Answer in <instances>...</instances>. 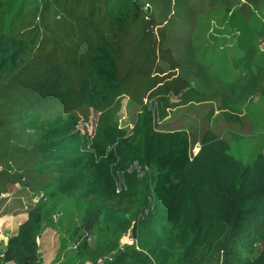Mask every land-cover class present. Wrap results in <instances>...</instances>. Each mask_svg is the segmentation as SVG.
<instances>
[{
	"label": "trees",
	"instance_id": "trees-1",
	"mask_svg": "<svg viewBox=\"0 0 264 264\" xmlns=\"http://www.w3.org/2000/svg\"><path fill=\"white\" fill-rule=\"evenodd\" d=\"M262 39L264 0H0V192L38 196L0 259L43 264L53 229L61 264H264ZM171 95L217 103L194 155L184 115L152 127Z\"/></svg>",
	"mask_w": 264,
	"mask_h": 264
},
{
	"label": "rangeland",
	"instance_id": "rangeland-1",
	"mask_svg": "<svg viewBox=\"0 0 264 264\" xmlns=\"http://www.w3.org/2000/svg\"><path fill=\"white\" fill-rule=\"evenodd\" d=\"M214 83H215L214 79L211 80L210 78H208L207 87L211 89L213 87ZM177 96L171 95L169 97L168 102H171V104H176V106L166 107L164 110L166 115L163 118H160L159 112L157 110L158 109L161 110L162 107L164 108V106H161L160 103L157 106H155V102H154V106H153L154 109L152 111V115H153L152 127L154 130H161L164 128L162 126L163 123L165 121H169L174 113L175 114L176 113L181 114V116L184 115L183 121H182L183 131H185V133H187V136H189L188 138L194 137L196 139L195 143H199L197 138L200 137V132L205 127H209L211 125V123H212L211 120H212L213 114H217L219 111V109L215 107L217 103L214 100V101H209V102L204 101V102H198V103L188 102V103L182 105V104H178V103H180V100H177L178 99ZM256 99H257V97L255 96L253 98V100L250 101V103L247 106H244V108H243L244 109L243 113H245L247 116L246 119L249 120V119H251V117L255 118L256 126H253L254 134H257V123L260 122L261 116H262V121H263V117H264V107L262 106L263 102L262 101L255 102ZM253 102L255 103V106H253ZM236 104H237L236 102L231 101L230 107L226 108V110H228V112L230 113V116L235 111L234 106H236ZM155 108H158V109H155ZM211 109L213 110V112L210 115L209 111ZM250 110H251V112H250ZM132 111H133L132 106L130 105V103L128 104V100L123 99L122 106H121L120 112L118 114L119 125L121 127L126 128V127L130 126L129 118H130V115L132 114ZM261 111H262V113H261ZM95 120H96V113H93L91 111L89 116H88L87 121L81 119L76 124V128L82 132V134H83V136L87 142L89 141L90 136L93 133V130L95 127ZM238 123H239V119H237V121H236V124H238ZM260 128L264 131V129H263L264 126H260ZM236 129H238V128L236 127ZM194 144H191V145L189 144V146H188L187 152H188V155H190V156H191L190 150ZM249 156L250 155H244L243 157H249ZM35 198H37V197L31 198V200L35 199ZM29 204L27 206H29ZM59 247H60V243L58 244V250H59ZM66 253L67 254L64 256L66 258H68L72 255L71 254L72 252L69 250ZM62 254H60V255H62Z\"/></svg>",
	"mask_w": 264,
	"mask_h": 264
},
{
	"label": "crops",
	"instance_id": "crops-1",
	"mask_svg": "<svg viewBox=\"0 0 264 264\" xmlns=\"http://www.w3.org/2000/svg\"><path fill=\"white\" fill-rule=\"evenodd\" d=\"M231 101L224 107H230ZM225 108V109H226ZM6 190L0 192V250H2L13 236L18 226L27 219V205L33 198L27 188L18 182L6 184ZM43 264H61L65 261V251L58 258V234L53 229H45L37 238ZM2 256V255H1ZM0 256V257H1ZM2 262L3 260L0 259ZM14 264L13 262H3Z\"/></svg>",
	"mask_w": 264,
	"mask_h": 264
},
{
	"label": "built area",
	"instance_id": "built-area-1",
	"mask_svg": "<svg viewBox=\"0 0 264 264\" xmlns=\"http://www.w3.org/2000/svg\"><path fill=\"white\" fill-rule=\"evenodd\" d=\"M258 48L264 52V39H262L259 44H258ZM199 143H195L193 145V147H191V155L196 154V152L199 150ZM37 198L32 199V202H36L38 200V196H36ZM88 239V238H87ZM136 242V237H133L131 234V231L128 230L122 237H120L119 239V247H123L125 245H130ZM105 262V256L103 257H99L96 259V261L94 263H87V264H104ZM0 264H4L1 260H0Z\"/></svg>",
	"mask_w": 264,
	"mask_h": 264
}]
</instances>
